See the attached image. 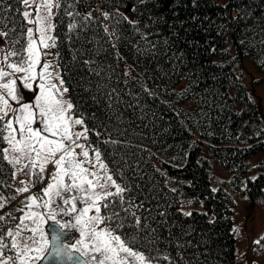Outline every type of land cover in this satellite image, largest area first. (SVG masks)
<instances>
[{"label":"trees","instance_id":"obj_1","mask_svg":"<svg viewBox=\"0 0 264 264\" xmlns=\"http://www.w3.org/2000/svg\"><path fill=\"white\" fill-rule=\"evenodd\" d=\"M23 11L0 3L7 39L26 32ZM55 13L69 99L140 218L124 229L135 250L152 264H236L235 194L264 204V158L251 161L264 116L236 67L249 56L264 68V0H61ZM13 172L0 161V186L16 188Z\"/></svg>","mask_w":264,"mask_h":264},{"label":"snow or ice","instance_id":"obj_2","mask_svg":"<svg viewBox=\"0 0 264 264\" xmlns=\"http://www.w3.org/2000/svg\"><path fill=\"white\" fill-rule=\"evenodd\" d=\"M19 3L26 9L35 6L34 16L32 11L22 12L35 29L17 33L14 40L7 38L15 26L0 31V37L6 39V46L0 48V145H6L0 147V161L15 169L13 178L28 169L25 174L30 179L20 181L23 187L17 188L16 194H30L20 201L22 207L15 209L22 213L20 217L12 212L0 215V221L6 216L19 221L6 231L0 226V264H37L46 259L49 264H152L154 257L135 250L137 236L124 232L132 226L127 223L129 215L135 217L137 226L140 223L132 211L133 202L125 199L129 189L117 183L99 145L89 139L90 129L83 116L65 98L69 89L64 79L52 70L50 61L41 63V56L49 54L43 50L57 46L52 35L56 27L53 9H60L61 0ZM116 12L119 14L118 9ZM101 14L105 19L111 15ZM90 17L88 13L84 18ZM22 39L25 45L18 50L15 45ZM24 90L33 93L32 100H25ZM49 165L54 171H48ZM45 179L49 182L41 189L42 196L31 194V188ZM15 199L13 195L5 202ZM4 207L5 203H0V209ZM25 231L31 235L23 236Z\"/></svg>","mask_w":264,"mask_h":264},{"label":"rangeland","instance_id":"obj_3","mask_svg":"<svg viewBox=\"0 0 264 264\" xmlns=\"http://www.w3.org/2000/svg\"><path fill=\"white\" fill-rule=\"evenodd\" d=\"M24 11L29 10L33 12V16L35 15V6L33 5L32 9H26L23 6ZM55 13V8L53 9ZM52 23L54 24V18ZM31 27L35 29V25L28 24V28ZM0 31H2L0 29ZM6 46V39L4 37H0V48H4ZM44 52H48L47 56H41V63L45 60L50 61L53 65V71L58 72L61 76V69L59 68V64L55 61L56 52L54 48L44 49ZM238 71L243 76L244 81L248 84L251 91L255 94L256 99L259 103L260 109L264 116V68L257 66L252 58L245 57L241 61L236 64ZM39 71V69H37ZM66 86V85H65ZM69 89V88H68ZM70 92L65 95L66 99H69ZM24 98L26 101H30L33 99V93L24 90ZM86 126V123H85ZM81 126H77V130H80ZM89 136V133H88ZM90 139V137H89ZM91 140V139H90ZM80 149H77L79 152ZM91 155V153H90ZM264 158V149L258 150L257 152L251 155V161L253 163L260 161ZM213 161L212 173L213 177L217 178L219 176H227V172L225 169L218 163L217 160ZM19 167V166H17ZM15 171V169H14ZM48 171H54L51 165L48 166ZM28 172V169H24V172L18 173L14 179V186L16 188H12L10 186L2 187L0 186V197L5 199H0V203H5V207L0 209V214L4 215L5 213L12 212V214L16 217H20L22 213L15 211V209L22 207L20 201L24 199V197L28 196L30 193H23L22 195L16 194V189L23 187L20 181H29L30 177L25 174ZM110 172V171H109ZM111 174V172H110ZM47 175V173H46ZM114 178V177H113ZM115 179V178H114ZM49 181L45 179L43 184L37 183L35 187V191H31V194H35L36 196H42L41 191H36V188H43L47 185ZM38 186V187H37ZM10 192V194L6 193V190ZM13 189V190H12ZM16 195L15 200H6V198ZM235 205L233 208V225L234 231L236 235V253L237 259L236 264H264V242H260L259 244L255 243L256 241H260L262 234L264 233V204L252 199L249 195L248 191L244 193L235 194ZM194 205V204H193ZM12 206V208H11ZM186 209H189L192 204L187 203L183 205ZM39 210V209H38ZM65 219H69L66 217ZM17 220H12L10 217H6V224H0L3 227V231H6L8 228H15L18 223ZM3 231H0V235L3 234ZM31 233L25 231L23 236L28 237ZM78 236V233H76Z\"/></svg>","mask_w":264,"mask_h":264},{"label":"water","instance_id":"obj_4","mask_svg":"<svg viewBox=\"0 0 264 264\" xmlns=\"http://www.w3.org/2000/svg\"><path fill=\"white\" fill-rule=\"evenodd\" d=\"M37 264H49V261L46 259V260L37 262ZM60 264H63V262H60Z\"/></svg>","mask_w":264,"mask_h":264}]
</instances>
